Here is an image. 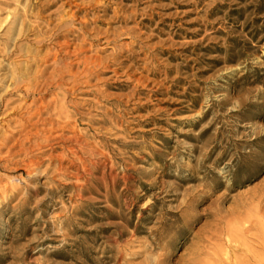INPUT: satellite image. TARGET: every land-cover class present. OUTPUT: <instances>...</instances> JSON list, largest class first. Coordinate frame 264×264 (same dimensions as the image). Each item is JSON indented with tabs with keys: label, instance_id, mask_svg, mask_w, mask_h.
I'll list each match as a JSON object with an SVG mask.
<instances>
[{
	"label": "rangeland",
	"instance_id": "obj_1",
	"mask_svg": "<svg viewBox=\"0 0 264 264\" xmlns=\"http://www.w3.org/2000/svg\"><path fill=\"white\" fill-rule=\"evenodd\" d=\"M52 35L109 59L106 102L93 88H9L22 68L46 77L75 61ZM57 94L77 131L103 142L90 176L75 177L69 155L66 176L54 174L53 143L41 140ZM96 106L106 135L93 130ZM4 136L0 264H264V0H0ZM17 139L41 149L18 153ZM28 159L39 162L30 175Z\"/></svg>",
	"mask_w": 264,
	"mask_h": 264
},
{
	"label": "bare ground",
	"instance_id": "obj_2",
	"mask_svg": "<svg viewBox=\"0 0 264 264\" xmlns=\"http://www.w3.org/2000/svg\"><path fill=\"white\" fill-rule=\"evenodd\" d=\"M24 13L26 14V12H24ZM16 20L12 21V23L10 25V30H13L14 27L16 28V26H15L16 25V22H17ZM24 20L22 19V21H24ZM20 23L21 24H20V27H19L18 36H22L23 35V32L25 33V31H26V30H23V28L21 30V27L26 26L25 25V22L23 23V22L20 21ZM85 29H86V25H83V27L80 30L82 35L87 34V32H86ZM39 32H41V31H39ZM51 38H53L54 40L65 39V42L63 44L59 45V48H60L59 51L61 49H69V48L74 47V49H73L74 51L71 53L72 54L71 56H73V55L75 56V59H73V61L74 60L75 61L74 62H69L68 64H63V63L62 64H57V63H55V65L56 64L57 65L52 68L53 70L48 75H46V77H44L42 74H39V72H37L36 74L42 75V76L38 77L35 74L37 77L36 76L35 77H31V74L28 73L26 69L23 70V68H22L21 69V72L19 71V72H17L18 74H13L12 75V78H10L11 80H10L9 88L11 90L15 91V92L16 91H18V93L21 92L25 96L26 95H31V96L32 95L33 96L36 95L37 96L38 94H41L42 91H48V90H50L52 88H55L56 90L59 89V90H61V92L63 91L62 93L65 96H69V94L70 95H74V94H76L78 91H80L82 89L93 88L92 92L95 93V95H96V97L98 99V100L96 99L97 100V103H98V101H99V104H100V101L101 102H106V100H108L110 98V96L106 94V90L105 89L98 88L100 84H102L103 82H105V80L99 79L98 77H99L100 74H104L103 71H105V69L108 67V65L110 63L109 62V59L101 58L97 54H91V55L89 54V55H87L88 52L91 51L90 48L92 47V44H89L88 47L86 48V44H85L86 43V40H82V41L80 40L81 41L80 44L73 45V44H70V42H69L70 40H67L66 39V36H64V35L63 36H61V35H52ZM83 39H86V38H84V36H83ZM13 41H11V42L13 43ZM15 47H17V46H15ZM11 53H12V51H10L8 54H11ZM3 54H5V53H3ZM52 55H53V53H52ZM66 55H68V54H66ZM47 59H49V58H47ZM30 60H31V58H30ZM46 61H48V60H46ZM58 63H59V59H58ZM45 69H47V67H45ZM112 73H114V75H115L116 74V70H113ZM114 75H112V76H114ZM93 82H95V83H93ZM137 82H139V81H137ZM59 98H60V96L57 94L52 99V101H51L52 104L55 106V109L58 110V116L57 117L55 116L56 117V118L54 117L55 119H53V118L51 119L50 118L51 115H50V117H49L50 119H46L45 120L47 122V124L50 125V129H47L48 132H49V134L48 135L45 134L42 137L43 140H41L44 144H50V142L53 143L52 145H47V146H50V150H51V153H50L51 155L49 157L50 161H53V159H54L55 162H56V160L59 162L58 167L55 168L54 174H55L56 177L57 176H60V177H63L64 178L66 176V169L63 167L62 164H63V162L65 160L64 159V155L65 156H68L69 155L72 158V162H74L73 163V166L74 167H77V169H76V172L77 173H76L75 177H77V176L79 177L81 175H83V177L84 176H90V172H93V169L95 168L94 159L97 157V158L106 160V156H107L106 155V150H105V148L104 149H101L100 148V147L103 148V146H102V143L103 142L102 143H100V142L94 143V142H91V141L85 139V135H83L79 131H77V124L78 123H77L76 120H73V117H75V116H72V114L68 110L69 107L71 108V106H68L65 102H62L61 103L60 102L61 99H59ZM62 101H63V99H62ZM30 104H32V102ZM88 104L90 105V103H88ZM41 105H44V104H41ZM49 107H51V106H49ZM95 109H96L95 111H97V115L99 117H101V118L99 120H96L97 122H95V123H96V125H98V128L93 129V130H94V132L96 134H104V135H106V132H108V130H109V129L108 130L106 129V122L110 118L109 117V114H108V112H106V110L105 111H102L104 109L103 106H96ZM34 110H37V109H34ZM57 110H56V112H57ZM72 111H74L76 115H78V116L80 115V114H78V111H77V109L75 107H72ZM34 112L37 113L38 111H34ZM53 112H55V111H53ZM28 113H29V111H28ZM28 113H26V114H28ZM48 116H47V118H48ZM31 117H32V114H31ZM31 117H28L27 123L30 122V119L29 118H31ZM80 117L82 118L83 115H81ZM62 119H63V121H62ZM88 121H90V120H88ZM33 124H35V123H33ZM55 127H57V129H60L59 131H62L63 133H61V132L60 133H56V131H58V130ZM54 128H55V130H54ZM65 132L68 133V135L64 134ZM34 136L35 137H39L37 133H35ZM11 138H12V136H7V137L4 138V140H0V145L4 147V145L6 144V142H8ZM24 138H25V136H24ZM26 138H30V137H27L26 136ZM19 140L20 139L15 140V142L12 144L13 145L12 148L15 147L18 144V146H17L18 147V153L28 154L29 151H35V150L41 149V145L39 144V142L34 143L35 145H34V147L31 146L32 148L24 149L23 148V144H22L21 141H24L25 139L24 140L22 139L21 141H19ZM42 142H41V144H42ZM65 145H71V147L70 148H67ZM54 147L55 148H59L60 150L63 151V153L57 154L55 156L52 155V152H55L54 151ZM4 155L7 156V155H9V153H5ZM0 156H1V152H0ZM16 156H17V154H16ZM38 163H35L32 160H29L28 159V162L23 165L24 166V170L26 171V173H28V175H30V174H32V172L35 169V167H37ZM49 164H51V163H49ZM16 169H18V168H16ZM19 170H20V168H19ZM101 181H103L105 183L106 180L103 177L101 179ZM157 261H158V259H157ZM156 264H161V261H160V263L157 262Z\"/></svg>",
	"mask_w": 264,
	"mask_h": 264
}]
</instances>
